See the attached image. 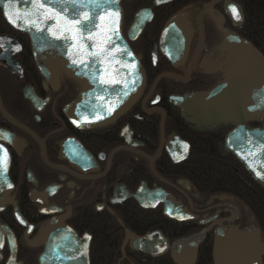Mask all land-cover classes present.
I'll list each match as a JSON object with an SVG mask.
<instances>
[{
	"label": "flooded vegetation",
	"instance_id": "flooded-vegetation-1",
	"mask_svg": "<svg viewBox=\"0 0 264 264\" xmlns=\"http://www.w3.org/2000/svg\"><path fill=\"white\" fill-rule=\"evenodd\" d=\"M119 3L121 35L144 73L123 107L121 80H100L102 69L118 73V49L83 18L63 17L57 0L0 4V264H177L172 247L198 264L206 246L208 264H256L264 234L207 180L205 161L220 149L248 173L224 144L239 121H209L204 103L235 85L241 50L264 57L251 22L264 0ZM12 7L42 25L37 41L11 22ZM242 122L261 128L264 116Z\"/></svg>",
	"mask_w": 264,
	"mask_h": 264
},
{
	"label": "water",
	"instance_id": "water-1",
	"mask_svg": "<svg viewBox=\"0 0 264 264\" xmlns=\"http://www.w3.org/2000/svg\"><path fill=\"white\" fill-rule=\"evenodd\" d=\"M4 1L25 2L27 0H0L4 8ZM55 1V0H52ZM62 1L64 14L63 17L77 16L84 21L79 25L86 27V31L94 32L96 40L101 39L110 44L112 50L118 49L116 58H120L121 67L118 73H115L114 67H111L110 74L108 70L102 69L100 80H109L111 84L121 80L123 93L121 95L120 105L123 107L130 102L136 91L140 88L144 73L139 62L136 60L128 44L124 41L121 32V7L120 0H57ZM14 16L11 22L18 28L28 30L33 28L32 38L37 41L40 36L42 25H31L26 23L27 15L24 9L12 7ZM67 12V13H65ZM71 25V23H69ZM89 28V29H88ZM47 33V31H43ZM31 34V32H30ZM105 47V45H104ZM243 64L238 71L237 81L232 84L226 83L217 92L207 96L204 106L207 107L204 113L209 121L217 118L230 120L235 118L239 121L237 127L230 130L225 136V147L233 155L239 158L248 173L253 179L264 188V127L254 128L250 131H244L243 120L251 117L264 116V57L254 48L241 50ZM108 58L107 55H100V58ZM38 66H44L39 55H35ZM113 64V63H111ZM91 72H96L92 71ZM98 76V74H96ZM104 75V77H103ZM96 80V79H95ZM244 138L245 141L242 142ZM247 140H249L247 142ZM154 234H149L144 241H150ZM159 253L165 251V244L159 243ZM142 251L153 252L151 247H140ZM262 251L256 252V264H260V255ZM171 256L177 264H185L179 257L178 248H171ZM226 264H231L232 259L225 257ZM215 264L216 261H215Z\"/></svg>",
	"mask_w": 264,
	"mask_h": 264
},
{
	"label": "trees",
	"instance_id": "trees-1",
	"mask_svg": "<svg viewBox=\"0 0 264 264\" xmlns=\"http://www.w3.org/2000/svg\"><path fill=\"white\" fill-rule=\"evenodd\" d=\"M250 16L253 15L250 14ZM263 18L264 16L261 14L260 17L258 16L256 20H251V22L253 21L254 44L264 54ZM257 28L260 30V35H258ZM212 143L218 145L215 139H212ZM206 144H210V142ZM205 162L207 171L213 173L212 176H208L207 180L212 181L213 185L217 186L218 189L215 190L234 195L239 202V206L252 214L253 223L264 234V188L259 186L239 164H236L232 155L224 150L213 151L212 156L208 157ZM206 247H202L200 250L198 264L209 263L207 259L202 260L203 253L206 255Z\"/></svg>",
	"mask_w": 264,
	"mask_h": 264
},
{
	"label": "snow or ice",
	"instance_id": "snow-or-ice-1",
	"mask_svg": "<svg viewBox=\"0 0 264 264\" xmlns=\"http://www.w3.org/2000/svg\"><path fill=\"white\" fill-rule=\"evenodd\" d=\"M232 12H233V14L235 15V17H236L237 19H239V16H238V14L236 13V10H235V9H232Z\"/></svg>",
	"mask_w": 264,
	"mask_h": 264
}]
</instances>
